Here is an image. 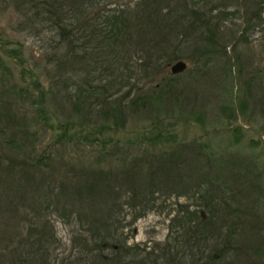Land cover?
Wrapping results in <instances>:
<instances>
[{
    "label": "rangeland",
    "instance_id": "obj_1",
    "mask_svg": "<svg viewBox=\"0 0 264 264\" xmlns=\"http://www.w3.org/2000/svg\"><path fill=\"white\" fill-rule=\"evenodd\" d=\"M13 1L0 0V112L30 145L0 155L10 194L0 198V264H174V255L177 264H264V87L242 106L236 75L264 73V20L243 29L246 1L158 0L159 27L139 35L132 24L130 36L115 37L124 45L104 43L108 68L94 59L102 54L60 60L59 29L35 14L43 0L28 1L27 11ZM97 6L128 16L146 9L144 0ZM152 35L163 36L165 51L150 54L143 72L142 43ZM208 56L206 76L192 78ZM179 58L187 66L173 77L176 95L155 100L152 86L170 87L164 77ZM147 93L141 111L91 135L104 123L103 98ZM156 119L177 132L174 141L149 139ZM190 211L205 217L201 226ZM42 227L56 237L43 255L35 249ZM103 239L118 240L120 252L100 247ZM93 247L104 263L79 257Z\"/></svg>",
    "mask_w": 264,
    "mask_h": 264
},
{
    "label": "trees",
    "instance_id": "obj_2",
    "mask_svg": "<svg viewBox=\"0 0 264 264\" xmlns=\"http://www.w3.org/2000/svg\"><path fill=\"white\" fill-rule=\"evenodd\" d=\"M28 1L30 0H14L13 3L15 8L17 7L18 10L21 7V8H25V10L27 11V8H29ZM144 1H145L146 9L135 12L133 16H128L124 10L115 12L114 10H104L100 7L97 8L98 7L97 0H43L42 2L44 6L41 7L39 11L35 12V14L40 16V21L46 19L52 20V23L54 24L55 27H57V30L59 29L58 30L59 41L56 42V46L59 48V50H61L60 60H64L65 62H67L68 59L72 57V54H74V56H76L75 54H102V57L100 56V58H96L95 56L94 59L96 62H103L106 68H108L112 64L111 62L112 59H114V57H113V51H107V54L105 55L103 54V51L104 52L106 51L103 50L105 44L109 46L110 43H112V44H116L115 48H117L118 46L121 47L124 44L118 41L116 38L120 34L121 36H130L132 33L131 32L128 33V28L132 24H134L135 27L137 25L136 28H138L137 29V31L139 32L138 34L143 35L151 27L154 28L159 27L158 25L160 24V22L157 20L152 22L153 18H156L158 20H165L164 19L165 14H162L160 3H158V0H154V2L153 0L152 1L144 0ZM245 1L247 8L248 7L250 8L251 14L246 16L243 29H245V27L247 26L252 27L253 24L257 25L258 23H261L264 20V18L261 17V9H260V5L264 4V0H245ZM35 5L36 4H34V1L31 2V6L33 8L36 7ZM109 13H113V14L108 15ZM222 13L228 14L230 12L223 11ZM253 18L255 19V22ZM147 21L150 26H148ZM114 32H115V36H114ZM112 39L115 40L112 41ZM139 40L143 41L142 39ZM162 40H163V36L158 37L152 35L151 38L149 37V40L147 41L145 47L144 44L142 43V48L146 50L147 53L141 64L143 72L147 71L146 67L151 61L150 54H156L155 56H157V59L160 58L161 56L160 54H164L165 51L164 45L166 43L165 42L163 43ZM123 52H127V47L125 50H123ZM200 60L197 61V66H195L194 68L192 67L194 72L192 73L193 74L192 78L200 79L201 77H204L207 74L208 68L205 66V64L211 62L210 57L208 56V57L200 58ZM118 61L119 60H117L116 62L118 63ZM155 67L158 68L157 62H155ZM228 70H229L228 73L231 74L230 72L231 69ZM181 73L182 72L170 73L164 77L166 78L168 86L170 87L163 88V86L159 87L157 84L155 86H152V88L158 89V93L154 96V98H156L155 100L157 99L160 100L162 96L161 95L162 92L164 93L163 95L165 94L176 95V90L174 89V86H172L173 85L172 83L176 81V78L173 79V77ZM262 74L264 73L258 72L257 69L253 73L251 72L242 73L239 70L238 73L236 74L243 82V84H241L242 88H240L243 89L244 92V97H241L240 100L242 106H246L245 104L248 103L250 98H252L253 100H255V98L258 96L261 98L260 95H262L261 92L264 87V77L262 76ZM144 88L140 87L141 90H143ZM150 97L151 96L149 94L148 96L139 95L136 98L133 97L130 99H126L125 101L122 98H115L114 101L106 100V98H103L101 100V107H99L97 110V116L100 119H103L104 123L99 125L96 130L91 131V135H94L96 132H99L103 129L110 130L111 126L113 128L116 127L114 125H111L110 121L113 122V124L115 125H117V123H119L120 121H124L127 118V115L131 114L129 110L133 111L140 109L141 111V106H144L147 100L152 101L153 97L151 98ZM140 100L141 102H139ZM162 100H163V96H162ZM173 103L174 101L171 102V104ZM0 107L4 108V103L1 104L0 102ZM1 114L2 113L0 112V155H2L3 151H7V150L13 151L14 149H18V150L22 149L24 152L26 150L28 151V147L30 145V139L28 140L27 138L28 133L27 134L23 133L22 131H24V129L21 130L22 129L21 128L20 130L22 133L19 134L18 130L16 129L17 124L15 125L14 123H11L14 118H9L8 120H5V118H3V115ZM6 115L7 114H5V117ZM204 115L205 114L200 112L196 117L200 119V118H204ZM232 115L234 116L235 119L239 114L236 110H234ZM186 118L190 119L189 117ZM158 121L160 120L156 119L152 122L151 129L153 128H157V129H155L156 131L153 130V133L155 132V134H153L149 139L153 142L156 141L162 142L164 140H165L164 142L174 141L175 137L177 136V132L175 130L166 128L165 125H163L162 127H157ZM170 124L172 125V123ZM65 134L66 132H61V135H65ZM179 156H180L179 154H176L174 155V158L178 160ZM39 159L40 157L37 158V160ZM170 161L171 158L167 160L168 163H170ZM6 190L7 187L2 185L0 179V198H2L7 193ZM7 195L10 194L7 193ZM8 198L11 202H14V199L11 198V196H9ZM2 200H4V197ZM183 213H185L184 210ZM189 215L190 216L195 215V218L197 217L196 218L197 220L195 219L197 225L202 224L204 222L203 219L204 216L201 213L190 211ZM41 230L44 231L41 232V234L39 235L38 244L35 249H37V252L39 254L43 255L44 251H47L46 245H48L51 242H55L56 237L53 232L45 231L44 227H42ZM94 244L97 245L96 242H94ZM99 245L102 248H106V247L110 248L111 250L114 251V253H119L122 248L118 240L117 242L110 244V241L108 239H103L101 244ZM94 250L95 247L90 248L88 250L84 249V251L80 252L78 255L83 259H87V257L91 255V257H93L92 259L94 260V262H99V260H101V262L104 263L105 254L100 256L99 253L94 252ZM174 257L175 255L171 256L170 260L175 262L174 264L179 263L177 262V259H174Z\"/></svg>",
    "mask_w": 264,
    "mask_h": 264
},
{
    "label": "water",
    "instance_id": "obj_3",
    "mask_svg": "<svg viewBox=\"0 0 264 264\" xmlns=\"http://www.w3.org/2000/svg\"><path fill=\"white\" fill-rule=\"evenodd\" d=\"M187 66V62L186 60L179 58L175 61H173L172 63H170L169 69L170 72L172 73H178L183 71Z\"/></svg>",
    "mask_w": 264,
    "mask_h": 264
}]
</instances>
